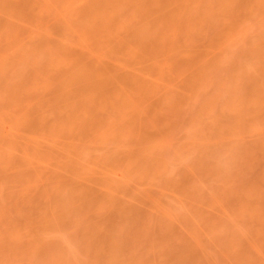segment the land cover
Here are the masks:
<instances>
[{
    "label": "rangeland",
    "instance_id": "374dc122",
    "mask_svg": "<svg viewBox=\"0 0 264 264\" xmlns=\"http://www.w3.org/2000/svg\"><path fill=\"white\" fill-rule=\"evenodd\" d=\"M67 1L0 23V264H264V0H123L100 29ZM62 49L128 78L60 93Z\"/></svg>",
    "mask_w": 264,
    "mask_h": 264
},
{
    "label": "bare ground",
    "instance_id": "6f19581e",
    "mask_svg": "<svg viewBox=\"0 0 264 264\" xmlns=\"http://www.w3.org/2000/svg\"><path fill=\"white\" fill-rule=\"evenodd\" d=\"M39 1H40V0H39ZM39 1L37 0V2H39ZM68 1H71V0H68ZM68 1H67V3L65 2L67 5H69L68 3H73V2H68ZM73 1H74V0H73ZM76 1H77V0H76ZM76 1H75V2H76ZM79 1H80V0H79ZM83 1H85V2H87V3L84 2V3H85L84 5H82V4H80V5H82V6L85 7V8H84V7H82V8H84V10H85L84 14H86V15L89 17L90 21H91V22L89 21V22H90L89 24L92 23V24L94 25V23L96 22L94 26H95V28H97V27H98V26H97L98 23H99V25H100L101 21H103V18H104L103 16H107V15H108L109 19H113L112 17H114L116 10H117L118 8H119V10H120V7H121V6H120V2H122L123 0H97V1L93 0L92 2H91L90 0H87V1H86V0H83ZM126 1H127V0H125L124 3H121V4L124 6L125 3L127 4ZM130 1L132 2V0H130ZM136 1H139V0H136ZM143 1H144V0H143ZM145 1H146V0H145ZM148 1H149V0H148ZM155 1H156V0H155ZM155 1H154L153 3H151V7H150V8H152V5H153V4H156ZM157 1H160V0H157ZM167 1H168V0H167ZM172 1H173V0H172ZM32 2H33V0H32V1H31V0H0V23H3V25H5V27H6V25L9 26V25H11V23H15L16 21H15L14 19H17V18H19V17H25L27 20L30 19L29 16H30L31 13L33 14V10H32V12L30 11L31 13H28V12H29L28 9H29V7H30L31 5L34 4V2H33V4H31ZM62 2H63V1H62ZM81 2H82V1H81ZM139 2H141V1H139ZM139 2H137V3H138V6H139V4H140ZM150 2H151V1H150ZM160 2H162V1H160ZM160 2H159V3H160ZM165 2H166V1H165ZM168 2L170 3V0H169ZM174 2H175V0H174ZM176 2H178V4H179L180 1H176ZM242 2H243V0H242ZM77 3H78V2H77ZM79 3H80V2H79ZM135 3H136V2H135ZM144 3H145V2H144ZM144 3L141 2V4H143V5H144ZM159 3H157V4H159ZM50 4H51V3H50ZM73 4L76 5L75 3H73ZM130 4H131V3H130ZM141 4H140V6H139V9H141V8H140V7H141ZM146 4H147V3H146ZM164 4H165V3H164ZM166 4H167V2H166ZM170 4H171V3H170ZM170 4H168L167 6H169ZM172 4H173V3H172ZM242 4H243V3H242ZM80 5H78V6H80ZM135 5H136V4H135ZM180 5L182 6V4H180ZM33 6H34V5H33ZM61 6H62V5H61ZM118 6H120V7H118ZM153 6H154V5H153ZM157 6H158V5H157ZM162 6H163V2H162ZM176 6H177V5H176ZM241 6H242V5H241ZM63 7H64V6H63ZM66 7H68V6H65L64 8H66ZM71 7H72V5H71ZM73 7H75V6H73ZM133 7H134V6H133ZM148 7H149V6H148ZM159 7H160V6H159ZM165 7H166V5H165ZM169 7H170V6H169ZM169 7H168V8H169ZM187 7H188V5H187ZM30 8H31V7H30ZM121 8H122V7H121ZM177 8H178V7H177ZM36 9H37V8H36ZM36 9H34V11H35ZM67 9H68V8H67ZM67 9H65L64 11H66ZM71 9H72V8H71ZM76 9H77V8H76ZM76 9H75V10H76ZM80 9H81V7H80ZM80 9H77V10L79 11L78 13H82V12H80ZM124 9H125V8H124ZM139 9H138V10H139ZM142 9H143V7H142ZM171 9L173 10L174 8H171ZM171 9H170V11H171ZM27 10H28V11H27ZM30 10H31V9H30ZM56 10H57V9H56ZM58 10H59V9H58ZM84 10H82V11H84ZM166 10H168V9H166ZM166 10H165V11H166ZM174 10H176V9H174ZM179 10H180V9H179ZM62 11H63V10H62ZM68 11H69V10H67V12H68ZM70 11H71V10H70ZM73 11H74V10H73ZM117 11H118V10H117ZM142 11H143V10H142ZM147 11H148V9L146 10V12H147ZM151 11H152V9H151ZM165 11H164V12H165ZM182 11H183V10H182ZM188 11H189V10H188ZM67 12H66V14H68ZM76 12H77V11H75L74 13H76ZM118 12H119V11H118ZM139 12H140V11H139ZM139 12H138V13H139ZM148 12H149V11H148ZM153 12H154V11H153ZM158 12H159V11H158ZM161 12H162V11H161ZM161 12H160V13H161ZM167 12H169V11H167ZM179 12H180V11H179ZM179 12L177 11V12H175V13L178 14ZM39 13H41V12H39ZM70 13L72 14L73 12H70ZM120 13H121V12H120ZM143 13H144V11H143ZM151 13H152V12H151ZM169 13H170V12H169ZM175 13H174V15H175ZM35 14H38V13H35V12H34V14H33V16L37 17V15H35ZM61 14H62V12H61ZM63 14H64V12H63ZM71 14H70V15H71ZM76 14H77V13H76ZM116 14H117V12H116ZM118 14H119V13H118ZM148 14H149V13H148ZM161 14L164 15L163 12H162ZM183 14H184V13H183ZM142 15H143V14H142ZM162 15H161V16H162ZM170 15H173V14L171 13V14H169V16H170ZM186 15H187V14H186ZM60 16H61V15H60ZM72 16H73V15H72ZM72 16H71V17H72ZM76 16H77L78 18H80V17H79L80 15H76ZM84 16H85V15H84ZM84 16H81V17H84ZM120 16H121V15H120ZM148 16H149V15H148ZM148 16H146V17H148ZM155 16H156V15H155ZM155 16H152V17L150 18V20H151L153 17H155ZM157 16H158V15H157ZM165 16L168 17L167 15H165ZM176 16H177V15H176ZM30 17H31V16H30ZM35 17H33V18H35ZM62 17H63V16H62ZM144 17H145V16H144ZM171 17H172V16H171ZM171 17H170V18H171ZM33 18H31V19L33 20ZM39 18H40V16H39ZM85 18H86V16H85ZM85 18H82V19H80V20H85ZM101 18H102V19H101ZM163 18H164V17H163ZM170 18H169V19H170ZM172 18H174V17H172ZM20 19H21V18H20ZM22 19H23V18H22ZM22 19H21V21H20V20H19V21L22 22ZM26 19H23V20H25V22H27ZM36 19H37V18H35L34 22L36 21ZM58 19H59V17H58ZM58 19H57V20H58ZM62 19H64V18H62ZM69 19H70V18H69ZM74 19H75V18H74ZM99 19H101L100 22H99ZM140 19H141V18H140ZM154 19H155V18H154ZM165 19H167V18H165ZM181 19H182V18H181ZM11 20H13L14 22H10ZM17 20H18V19H17ZM37 20H38V19H37ZM59 20H60V19H59ZM147 20H148V21H146V22H149V19H148V18H147ZM155 20H156V19H155ZM157 20H158V19H157ZM163 20H164V19H163ZM167 20H168V19H167ZM167 20H166V21H167ZM170 20H172V19H170ZM176 20H177V19H176ZM39 21H40V20H38L37 22H39ZM53 21H54V19H53ZM64 21H65V20H64ZM97 21H98V23H97ZM143 21H144V20H143ZM151 21L154 22L153 20H151ZM9 22H10V23H9ZM17 22H18V21H17ZM25 22H23V24H24ZM29 22H30V20H29ZM37 22H36V24H37ZM85 22L87 23V19L85 20ZM85 22H84V23L81 22L82 25H84V26L81 27L82 29H83V27H84L85 29H87V26L89 27V25L86 24ZM152 22H151V23H152ZM160 22H161V23H160ZM164 22H165V21H164ZM7 23H8V24H7ZM31 23H32V21H31ZM67 23H68V22H67ZM104 23H105V21L102 22V24H103V26H102V24H101L102 27H106V24L104 25ZM140 23H141V22H140ZM149 23H150V22H149ZM155 23H156V22H155ZM175 23H176V22H175ZM40 24H41V22H40ZM40 24L38 23L37 25H40ZM158 24L161 25V24H163V23H162V21H159V23H157L156 25L158 26ZM166 24H167V23H166ZM172 24H173V22H172ZM27 25H28V24H27ZM27 25H26V26H27ZM31 25H33V24H30L29 26H31ZM41 25H42L43 29H45L44 26H47L48 24L45 23V25H43V23H42ZM41 25H40V26H41ZM136 25H137V24H136ZM143 25H144V24H143ZM169 25H170V24H169ZM17 26H18V25H17ZM29 26H28V28H29ZM51 26H52V25H51ZM54 26H56V25H54ZM66 26H68V25H66ZM107 26H108V25H107ZM146 26H147V23H146ZM11 27H12V25H11ZM11 27H9V28H11ZM13 27H15V24H13ZM18 27H20V26H18ZM22 27H23V25H22ZM31 27H32V26H31ZM33 27H36V26H33ZM42 27H41V29H42ZM47 27H48V28H47L45 31H43V33H42V31H41L40 33H42L43 35H44V33H45L46 36H47V33L51 34V33H52V30H51V32L49 31L50 26H47ZM56 27H57V26H56ZM102 27H101V28H102ZM139 27H140V26H139ZM168 27H169V26H168ZM20 28H21V27H20ZM23 28H25V27H23ZM37 28H40V27L37 26V27H36V31H37ZM54 28H55V27H54ZM54 28H53V32L56 31V30H54ZM98 28H99V27H98ZM98 28H97V29H98ZM107 28H108V27H107ZM133 28H134V27H133ZM133 28H132V29H133ZM135 28H136V26H135ZM140 28H143V27H140ZM148 28H150V27H148ZM148 28H147V29H148ZM17 29H18V28H17ZM26 29H27V27H26ZM30 29H31V28H30ZM43 29H42V30H43ZM50 29H52V28H50ZM57 29H58V27H57ZM59 29H60V28H59ZM97 29H96V30H97ZM99 29H100V28H99ZM103 29H104V28H103ZM169 29H170V28H169ZM66 30H67V29H66ZM66 30H65V31H66ZM80 30H81V29H80ZM87 30H88V29H87ZM135 30H136V29H135ZM135 30H134V31H135ZM164 30H165V28H164ZM167 30H168V29H167ZM167 30H166L165 32H168ZM13 31H14V30H13ZM38 31H39V30H38ZM82 31H83V30H82ZM99 31H101V30H99ZM134 31H133V32H134ZM148 31H149V30H148ZM148 31H145V30H144V33H145V34H143V35L141 34L142 37L145 35L143 38L146 37L147 40H148V38H149V39H152V38H153V37H152V38H151V37H147L146 32H148ZM169 31H170V30H169ZM31 32H32V31H31ZM34 32H35V31H34ZM84 32H85V30H84ZM86 32L89 33L88 31H86ZM138 32H139V31H138ZM138 32H137V33H138ZM140 32H142V29H141ZM165 32H164V33H165ZM36 33H37V32H36ZM54 33H55V32H54ZM54 33H52V35H53ZM58 33H59V32H58ZM81 33H82V32H81ZM130 33H132V32H130ZM134 33H135V32H134ZM134 33H133V34H134ZM149 33H150V32H149ZM149 33H148V34H149ZM164 33H163V34H164ZM49 34H48V36L50 37L51 35H49ZM65 34H66V33H65ZM83 34H85V33H83ZM138 34H139V33H138ZM138 34H136V36H138ZM167 34H168V33H167ZM167 34L164 35V36L162 35V36H163V38H162L163 40L166 39L165 37H168ZM60 35H61V34H60ZM60 35H59V37H60ZM95 35H96V33H95ZM134 35H135V34H134ZM160 35H161V33H160ZM48 36H47V37H48ZM55 36H56V35H55ZM55 36H53V37H55ZM85 36H86V34H85ZM96 36H97V35H96ZM98 36H99V35H98ZM101 36H102V35H101ZM107 36H108V35H107ZM150 36H152V35H150ZM169 36H170V35H169ZM53 37H52V38H53ZM56 37H57V36H56ZM56 37H55V38H56ZM83 37H84V36H83ZM138 37H139V36H138ZM154 37H155V36H154ZM60 38H61V37H60ZM60 38H58V39L56 38V39H57V40H61ZM85 38H86V37H85ZM97 38H99V37H97ZM97 38H96V40H97ZM102 38H103V37H102ZM106 38H107V37H106ZM112 38H113V37H112ZM143 38H141V41H140V40H139V41L142 42ZM156 38H157V37H156ZM172 38H173V37H172ZM99 39H100V38H99ZM113 39H114V38H113ZM162 39L159 37L158 41L161 42ZM169 39H170V38H169ZM40 40H42V39H40ZM63 40H64V39H63ZM93 40H94V39H93ZM101 40H102V39H101ZM107 40H108V39H107ZM145 40H146V39H145ZM145 40H143V42H144ZM147 40H146V41H147ZM163 40H162V41H163ZM167 40H168V39H167ZM172 40H173V39H172ZM54 41H55V40H54ZM94 41H95V40H94ZM112 41H113V40H112ZM146 41H145V42H146ZM152 41H153V40H152ZM155 41H157V40L155 39ZM170 41H171V40H170ZM58 42H59V41H58ZM61 42H62V40L59 42V44H62V43H63V42H62V43H61ZM84 42H85V41H84ZM99 42H100V40H99ZM110 42H111V41H110ZM110 42H109V43H110ZM113 42H114V41H113ZM165 42L167 43L168 41H165ZM171 42H172V41H171ZM171 42L167 43V44H168V45H167L168 47L166 46V44H165L164 47H166V48H170V51H169V49H168V50L166 49V50H167L169 53H171V55H173L174 52H175V51H174L175 48H173V47H175V46H174V44H173V47L171 48V46H172V44L170 45ZM47 43H48V42H47ZM82 43H83V42H82ZM82 43H81V44H82ZM104 43H105V42H104ZM115 43H116V41H115ZM115 43H114V44H115ZM153 43H154V42H153ZM178 43H179V42H178ZM57 44H58V43H57ZM63 44H67V43H63ZM63 44H62V45H63ZM102 44H103V43H102ZM105 44H106V43H105ZM111 44H112V43H111ZM143 44H144V43H142V45H143ZM115 45H118V44H115ZM144 45H145V44H144ZM156 45H157V44H156ZM159 45H162V43H160ZM159 45H158V46H159ZM64 46L66 47V46H68V45H63V46H61V48H63ZM83 46H84V45H83ZM118 46H119V45H118ZM118 46H117V47H118ZM139 46H140V45H139ZM145 46H146V45H145ZM169 46H170V47H169ZM177 46H178V45H177ZM56 47H59V46L56 45ZM65 47H64L63 49H65ZM69 47H70V46H69ZM69 47H66V49L69 48ZM81 47H82V46H81ZM112 47H113V46H112ZM143 47H144V46H143ZM92 48H93V47H92ZM108 48H109V47H108ZM137 48H138V46H137ZM137 48H136V49H137ZM141 48H142V47H141ZM149 48H150V47H149ZM156 48H157V47H156ZM158 48H159V47H158ZM63 49H62V52H63ZM66 49H65V51L68 50V49H67V50H66ZM173 49H174V50H173ZM178 49H179V48H178ZM55 50H56V48H55ZM60 50H61V49L59 48V49H57L56 51H59V53H60ZM69 50H70V49H69ZM69 50H68V51H69ZM106 50H107V48H106ZM138 50H139V48H138ZM138 50H136V51L138 52ZM142 50H143V49H142ZM147 50H148V49H147ZM153 50H154V48H153ZM155 50H156V49H155ZM158 50H159V49H158ZM166 50H165V52H163V53H164L163 56H162V55H160V56H162V57H164V55L166 56V54H167V51H166ZM171 50H173V52H171ZM184 50H185V49H184ZM184 50H183V51H184ZM1 51H2V50H1ZM65 51H64V52H65ZM71 51H72V50H71ZM71 51H70V52H71ZM81 51H82V50H81ZM99 51H100V50H99ZM115 51H116V50H115ZM143 51H144V50H143ZM150 51H151V50H150ZM176 51H177V50H176ZM64 52L60 55V56H62L61 58L64 57L63 59H65L66 57H68L67 60H69V56H70L71 54H68V55H67V54H65ZM70 52H69V53H70ZM88 52H89V51H88ZM108 52H109V51H108ZM177 52H179V53H177V54L174 55V56H178V54H179V55L181 54L180 51H177ZM185 52H186V51H185ZM0 53H1V52H0ZM147 53H148V52H147ZM169 53H168V57L170 56ZM172 53H173V54H172ZM63 54H64V56H63ZM76 54H79V53H76ZM81 54H82V53H81ZM83 54H84V53H83ZM159 54H162V53H159ZM1 55H2V53H1ZM66 55H67V56H66ZM99 55H100V53H99ZM99 55H98V56H99ZM137 55H138V54H137ZM140 55H141V53H140ZM72 56H73V55H71V58H70V59H72V60L75 61V59H76L77 57L74 55V56H75V57H74L75 59H74V58H72ZM80 56L87 57L88 55H87V56H85V55H80ZM101 56H102V55H101ZM108 56H109V55H108ZM121 56L124 57L123 55H121ZM149 56H150V55H149ZM149 56H145V57H148V58H149ZM160 56H159V57H160ZM78 57H79V56H78ZM103 57H105V56H103ZM140 57H142V56H140ZM140 57H139V58H140ZM143 57H144V56H143ZM151 57L153 58V55H152ZM156 57H158V55H157ZM172 57H173V56H172ZM0 58H1V57H0ZM79 58H80V57H79ZM82 58H83V57H81L80 59H82ZM117 58H118V57H117ZM160 58H161V57H160ZM160 58H159V59H160ZM174 58H175V57H174ZM63 59H60L59 57H57V61H58V62H59V60H62L63 63H64V60H63ZM80 59H79L78 61H77V59H76L75 63H74V62L71 63L72 60L67 61V62H70V61H71L70 63L73 64V66L70 65V66H72V68L69 66V68H71V69H68V68H67V69L69 70L68 72L66 71L67 74H65V70H64V74H65V76L63 75L64 78H62V76H60V79L62 78V80H60L61 82H59V80H58V82H59V84H60V87H61V88L59 89L60 91L57 90V89L59 88V86H58L57 89H56V88H55V89H56L57 91H59L60 93H61V92H64V91H65V93H67V92L69 93V91H70L72 88L76 89V91L79 90L80 93H81V92H85L83 89H84L85 86H87V85L90 83V81H92L93 83H94V82L96 83L97 81H99V83H100V82H103V83H102L103 86L105 85V86H104V90L107 88L106 85H108V83H110L111 81H112V85L109 84L110 86H113V84H116V82L120 81V78H118L119 76H117L116 74L119 73V70H120L119 68H120V66H121L123 63H121L120 66L117 65V66H119V68L116 67L117 70H115V74L113 73L112 70H111V72H110V70H109L110 68H112V66L109 68V66H110L111 64H113L114 67H115L116 64H118V62L116 61V59H114V60L111 59V60L113 61V63H111L112 61H111V62H108V60H107L106 62L108 63V67H107V66H105V67L102 66L104 69L100 66V68L103 69L102 71H101V69H100L101 72H99V70L96 68L97 65L99 66V65L101 64L100 62H98V63H100V64L95 63V64H92L93 66L91 65L93 68H94V66H95V69H97V70H95V69L93 70V68L90 67L91 62H90V64H87V66H88L89 68H92V69L90 70L89 68H88V69L86 68V67H87V66H85L86 64H83V63H84V61H83L84 58H83V60H82L83 62H81ZM87 59H88V58H87ZM145 59H147V58H145ZM150 59H151V58H150ZM150 59H149V60H150ZM159 59H158V60H159ZM161 59H162V58H161ZM163 59H164V58H163ZM152 60H153V59H152ZM154 60H155V58H154ZM164 60H165V59H164ZM65 61H66V59H65ZM85 61H86V60H85ZM100 61H101V60H100ZM103 61H104V59H103ZM114 61H115V62H114ZM121 61L124 62L122 58H121V60H120V58H119V63H120ZM140 61H141V60H140ZM95 62H96V61H95ZM116 62H117V63H116ZM125 62H126V61H125ZM125 62H124V63H125ZM128 62H129V61H128ZM141 62H142V61H141ZM152 62H153V61H152ZM155 62H156V61H155ZM171 62H172V61H171ZM177 62H178V61H177ZM60 63H61V62H59V64H60ZM86 63H87V61H86ZM104 63H105V62H104ZM107 63H106V64H107ZM110 63H111V64H110ZM138 63H139V62H138ZM164 63H165V61H164ZM172 63H173V62H172ZM53 64H54V63H53ZM53 64H52V65H53ZM55 64H56V63H55ZM55 64H54V65H55ZM96 64H97V65H96ZM114 64H115V65H114ZM125 64L128 65L129 63L126 62ZM57 65H58V64H57ZM64 65L66 66L65 63L63 64V66H64ZM68 65H69V64H68ZM83 65H84V66H83ZM102 65H103V64H102ZM129 65H130V64H129ZM132 65H133V64H132ZM142 65H143V64H142ZM149 65H150V64H149ZM123 66H124V65H123ZM136 66H137V65H136ZM147 66H148V65H147ZM139 67H140V66H139ZM58 68H60V67H58ZM58 68H57V69H58ZM107 68H108V69H107ZM116 68H114V69H116ZM126 68H127V67H126ZM129 68H131V67H129ZM136 68H137V67H136ZM136 68H135V69H136ZM114 69H113V70H114ZM135 69H132L131 71H133V70H135ZM154 69H155V68H154ZM154 69H153V70H154ZM55 70H56V65H55ZM59 70H60V69H59ZM104 70H106V73L103 72ZM108 70H109V71H108ZM128 70H129V69H128ZM128 70L123 69V71H126V72H128ZM136 70H138V69H136ZM136 70H135V72H137ZM116 71H117V72H116ZM121 71H122V70H121ZM138 71H139V70H138ZM58 72H59V71H58ZM107 72H109L108 75H110V74L113 73V74L116 76V78L118 79V81H117V79L114 80V79L112 78V77L114 76V75L112 74V75H110L109 78H108V79L111 78L112 80L110 79V80H109L110 82H107L106 84H104V82L108 81V80H105V77H104L105 75H107ZM126 72L123 73L124 78H125V77L128 78V76H125V75H127ZM133 72H134V71H133ZM139 72H140V71H139ZM151 72H152V71H151ZM137 74H138V73H137ZM146 74H147V73H146ZM103 75H104V76H103ZM108 75H107V77H108ZM118 75H121V76L123 77L122 74H118ZM58 76H59V75H58ZM101 76H102V77H101ZM115 76H114V77H115ZM133 76H136V75H132V78H133ZM107 77H106V79H107ZM122 77H121V78H122ZM56 78H57V77H56ZM137 78H138V80H139V76H138V77H136V79L133 78L132 81L134 82V79L137 81ZM147 78H148V77H147ZM147 78H146V80H147ZM144 79H145V78H144ZM104 80H105V81H104ZM113 80H114V81H113ZM125 80H126V79H125ZM52 81H53V80H52ZM132 81H131V82H132ZM79 82H80V86L83 85L84 87H83V86L80 87V86L78 85ZM82 82H84V83L86 82L87 85H84V83L81 84ZM113 82H114V83H113ZM125 82H126V81H125ZM140 82H142V81H140ZM93 83H92V85H94ZM121 83H122V82H121ZM126 83H127V82H126ZM147 83H148V82H147ZM76 84H77V85H76ZM102 84H101V85H102ZM118 84H119V83H118ZM118 84H116L115 86H117ZM130 84H131V83H130ZM144 84H145V82H144ZM54 85H55V84H54ZM57 85H58V84H56L55 87H57ZM71 85H72V88H71ZM74 85H75V86H74ZM89 85H91V84H89ZM95 85H96V84H95ZM119 85H120V84H119ZM136 85H137V84H136ZM138 85H139V84H138ZM149 85H150V84H149ZM73 86H74V87H73ZM78 86H79V87H78ZM121 86H122V85H121ZM141 86H142V85H141ZM146 86H147V84H146ZM3 87H4V86H3ZM67 87H69V89H70L69 91H67V90H68ZM75 87H76V88H75ZM101 87H102V86H101ZM101 87H100V88H101ZM122 87H123V86H122ZM129 87H130V86H129ZM144 87H145V86H143V88H144ZM49 88H51V87H49ZM49 88H48V90H49ZM82 88H83V89H82ZM87 88H89V87H87ZM87 88H86V89H87ZM100 88H99V89H100ZM110 88H112V87H110ZM110 88H109V89H110ZM130 88H132V86H131ZM145 88H146V87H145ZM53 89H54V88H53ZM74 89H72V92L75 91ZM80 89L83 90V91H81ZM92 89H93V87H92ZM10 90H11V89H10ZM12 90H13V89H12ZM48 90H47V91H48ZM51 90H52V89H51ZM56 90H55V92H56ZM87 90H88V89H87ZM87 90H86V91H87ZM101 90H102V91H101ZM101 90H100V91L98 90V91H99L100 93H101V92L103 93V89H101ZM106 90H107V89H106ZM112 90H114V89H112ZM139 90H140V89H139ZM13 91H14V90H13ZM19 91H20V90H19ZM79 91H78V92H79ZM88 91L91 92L92 90L90 89V90H88ZM88 91H87V92H88ZM134 91H135V90H134ZM141 91H142V90H141ZM146 91H147V90H146ZM7 92H8V91H7ZM40 92L42 93V91H40ZM44 92H45V91H44ZM105 92H106V91H105ZM137 92H138V91H137ZM9 93H11V91H10ZM19 93H20V92H19ZM60 93H59V94H60ZM70 93H71V91H70ZM100 93H99V94H100ZM107 93H109V92L107 91ZM15 94H16V93H15ZM42 94H43V93H42ZM45 94H46V93H45ZM71 94H73V93H71ZM81 94H82V93H81ZM105 94H106V93H105ZM111 94H112V93H111ZM56 95H58V93H57ZM35 96H36V95H35ZM54 96H55V95H54ZM59 96H60V95H59ZM65 96H66V95H65ZM97 96H98V95H97ZM105 96H106V95H105ZM18 97H19V96H18ZM37 97H38V96H37ZM37 97H36V98H37ZM55 97H56V96H55ZM57 97H58V96H57ZM57 97H56V98H57ZM69 97H72V96L69 95ZM20 98H21V97H20ZM20 98H19V99H20ZM53 98H54V97H53ZM53 98H52V100H53ZM64 98H65V97H64ZM66 98H68V95L66 96ZM66 98L64 99V100H65V103H67V101H68ZM72 98H73V97H72ZM58 99H59V97H58ZM62 99H63V98H61V100H62ZM102 99H103V98H102ZM55 100H57V99H55ZM64 100H62V101H64ZM145 100H146V98H145ZM26 101H27V100H26ZM39 101H40V100H39ZM58 101H60V99H59ZM16 102H17V101H16ZM20 102H21V101H20ZM30 102H31V101H30ZM42 102H43V101H42ZM60 102H61V101H60ZM71 102H72V101H71ZM148 102H149V101H148ZM18 103H19V101H18ZM49 103H50V102H49ZM27 104H28V103H27ZM35 104H36V102H35ZM35 104H34V105H35ZM51 104H52V103H51ZM59 104H60V103H59ZM61 104H62V102H61ZM23 105H26V104H23ZM41 105H42V103H41ZM68 105H69V104H68ZM21 106H22V103H21ZM21 106H20V108H21ZM38 106H39V104H38ZM56 106H57V105H56ZM27 107H28V106H27ZM29 107H30V105H29ZM32 107H33V106H32ZM32 107H31V108H32ZM78 107H79V106H78ZM81 107H82V106H81ZM20 108H19V109H20ZM24 108H25V107H24ZM24 108H23V109H24ZM94 108H95V107H94ZM53 109H54V108H53ZM39 110H41V109H39ZM42 110H43V109H42ZM31 111H32V110H31ZM21 112H22V111H21ZM37 112H38V108H37ZM22 113H23V112H22ZM34 114H35V113H34ZM39 114L41 115L42 113H39ZM39 114H38V115H39ZM40 115H39V116H40ZM42 115H43V114H42ZM42 115H41L40 117L43 119L44 117H43ZM73 115H74V114H73ZM32 116H33V115H32ZM39 116H37V118H39ZM21 117H22V116H21ZM29 117H30V116H29ZM34 117H36V115H35ZM75 117H76V116H75ZM16 118H17V117H16ZM18 118H19V117H18ZM23 118H25V117L23 116ZM23 118H19L18 120H21V119H23ZM76 118H77V117H76ZM28 119H29V118H28ZM34 119H35V118H34ZM73 119H74V117H73ZM73 119H72V120H73ZM18 120H16L17 123L13 122L14 124L12 123V125H10V126H13V125H14V127H15L16 125H17V126L19 125V126H21V128H26V126H27V128H28L29 126H31V129H32V127H36V125H38V122L40 121V120H39V121L36 120V121H38V122L34 124L35 126H34L32 123H31L32 125H29L30 123L27 124V121H26V126H25L22 122H20V121H18ZM24 120H25V119H23V122H25ZM30 120H31V118H30ZM32 120H33V119H32ZM76 120H77V119H76ZM78 120H79V119H78ZM12 121H13V120H12ZM36 121L34 120V122H36ZM43 121H45V120H43ZM43 121L41 120L39 123L42 124L41 122H43ZM45 122H46V121H45ZM74 122H75V121H74ZM19 123H22L25 127H24V126L22 127V124L20 125ZM69 124H70V123H69ZM72 124H73V123H72ZM28 125H29V126H28ZM46 125H47V124H46ZM73 125H74V124H73ZM19 126H18V127H19ZM40 126H41V125H40ZM14 127H11V129H14ZM80 127H81V126H80ZM36 128L39 129V127H36ZM63 128H64V127H63ZM9 129H10V128H9ZM38 129H37V130H38ZM41 129H42V128H41ZM48 129H49V128H48ZM50 129H51V127H50ZM58 129H59V128H58ZM7 130H8V128H7ZM59 130H61V129H59ZM59 130H58V131H59ZM63 130H64L63 132L66 134V133H67V132H66V129H63ZM69 130H70V129H69ZM11 131H12V133H13L14 130H11ZM15 131H18V128H17V127H15ZM28 131H29V129H28ZM49 131H50V130H49ZM61 131H62V130H61ZM70 131H71V130H70ZM20 132H21V130H20ZM29 132H30V131H29ZM32 132H33V131H32ZM38 132H39V131H38ZM24 133H25V132H24ZM41 133H42V131L40 132V134H41ZM49 133H50V132H49ZM51 133H52V131H51ZM51 133L49 134V136L54 135V134H51ZM69 133H70V132H69ZM40 134H39V136H40ZM65 134H62V133H61L60 135L62 136V135H65ZM67 134H68V133H67ZM67 134H66V135H67ZM20 135H21V134H20ZM22 135H23V134H22ZM22 135H21V136H22ZM30 135H31V133H30ZM35 135H37L36 132H35ZM55 135H56V134H55ZM60 135H59V136H60ZM31 136H32V135H31ZM33 136H34V135H33ZM61 136H60V137H61ZM37 137H38V136H37ZM60 137H59V138H60ZM62 137H63V136H62ZM33 138H34V137H33ZM39 138H41V137H38V139H39ZM38 139H36V143H35V144H37V141H39ZM50 139H51V138H50ZM50 139H48V140H50ZM57 139H58V138H57ZM61 140H62V138H61ZM41 141H42V140H41ZM54 141H55V140H54ZM68 141H69V140H68ZM48 142H50V141H48ZM51 142H52V141H51ZM51 142H50V143H51ZM70 142H71V140H70ZM70 142H69V143H70ZM33 143H34V142H33ZM52 143H53V142H52ZM71 144H72V143H71ZM71 144H70V145H71ZM73 144H74V143H73ZM61 145H62V144H61ZM64 145H65V144H64ZM66 145H67V144H66ZM70 145H69V146H70ZM74 145H75V144H74ZM69 146L66 147V148H69V149H70ZM35 148H36V145H35ZM37 148H38V147H37ZM37 148H36V149H37ZM60 148H61V147H60ZM39 149H40V148H39ZM62 149L65 150V151H63V152H67V155L69 154V149H64L63 147H62ZM58 150H59V149H58ZM71 150H73V149H71ZM71 150H70V151H71ZM60 151H61V150H60ZM63 152H61V154H62ZM59 155H60V154H59ZM62 155H63V154H62ZM70 155H73V154H71V152H70ZM70 155H69V156H70ZM64 156H66V155H64ZM64 156H63V158H64ZM75 157H76V156H75ZM61 158H62V157H61ZM67 159H68V158H67ZM76 159H77V158H76ZM71 160H72V159H71ZM115 163H116V162H115ZM110 168H111V167H110ZM111 171H112V170H111ZM112 172H113V171H112ZM70 173H71V172H70ZM80 174H81V173H80ZM81 175H82V178H81V179H83V177H85V176L83 175V173H82ZM96 175H97V174H96ZM105 175H106V174H105ZM78 176H79V175H78ZM78 176H77V178H78ZM72 178H73V177H72ZM73 179H74V178H73ZM68 180H69V179H68ZM75 180H77V179L75 178ZM89 180H90V179H89ZM70 181H71V180H70ZM83 181H84V180H83ZM83 181L81 180V182H83ZM81 182H79V183H77V184H81ZM97 184H98V183H97ZM97 184H96V186H97ZM87 185H88V184H87Z\"/></svg>",
    "mask_w": 264,
    "mask_h": 264
}]
</instances>
